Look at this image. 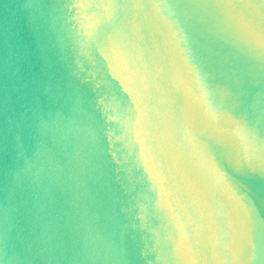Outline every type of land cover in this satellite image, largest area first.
Segmentation results:
<instances>
[{"label": "water", "instance_id": "obj_1", "mask_svg": "<svg viewBox=\"0 0 264 264\" xmlns=\"http://www.w3.org/2000/svg\"><path fill=\"white\" fill-rule=\"evenodd\" d=\"M0 264H264V0H0Z\"/></svg>", "mask_w": 264, "mask_h": 264}]
</instances>
